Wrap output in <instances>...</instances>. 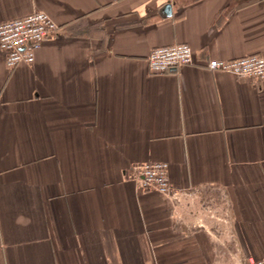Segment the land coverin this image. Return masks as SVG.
Listing matches in <instances>:
<instances>
[{"label":"crops","instance_id":"1","mask_svg":"<svg viewBox=\"0 0 264 264\" xmlns=\"http://www.w3.org/2000/svg\"><path fill=\"white\" fill-rule=\"evenodd\" d=\"M170 4V14L164 6ZM60 29L32 63L0 48V264H264V0H0ZM194 61L150 72L154 47ZM166 161L178 195L139 187Z\"/></svg>","mask_w":264,"mask_h":264},{"label":"built area","instance_id":"2","mask_svg":"<svg viewBox=\"0 0 264 264\" xmlns=\"http://www.w3.org/2000/svg\"><path fill=\"white\" fill-rule=\"evenodd\" d=\"M60 25L44 10L0 22V48L5 53L9 67L21 62L32 63L41 44L58 32ZM151 73L160 74L194 61L192 47L183 42L154 47L148 53ZM211 69L231 72L237 77H264V55L246 54L241 57L221 60L211 59ZM139 187L152 189L169 197L178 195L177 188L169 177L166 161H145L134 168L132 173Z\"/></svg>","mask_w":264,"mask_h":264},{"label":"water","instance_id":"3","mask_svg":"<svg viewBox=\"0 0 264 264\" xmlns=\"http://www.w3.org/2000/svg\"><path fill=\"white\" fill-rule=\"evenodd\" d=\"M164 9L166 10L167 13H169L170 12V4L166 3L165 6H164Z\"/></svg>","mask_w":264,"mask_h":264}]
</instances>
